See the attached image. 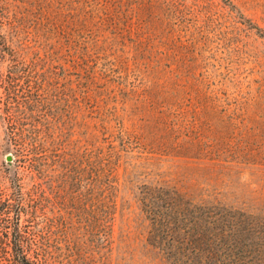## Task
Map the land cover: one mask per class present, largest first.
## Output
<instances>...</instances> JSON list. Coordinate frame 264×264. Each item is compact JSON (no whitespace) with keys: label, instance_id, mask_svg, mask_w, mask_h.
I'll use <instances>...</instances> for the list:
<instances>
[{"label":"rangeland","instance_id":"374dc122","mask_svg":"<svg viewBox=\"0 0 264 264\" xmlns=\"http://www.w3.org/2000/svg\"><path fill=\"white\" fill-rule=\"evenodd\" d=\"M14 1L22 43L46 44L28 49L75 91L45 121L67 159L44 225L56 234L60 210L72 226V264H172L193 224L264 225V0ZM97 194L114 204L100 237L82 211ZM62 249L56 264H71Z\"/></svg>","mask_w":264,"mask_h":264},{"label":"trees","instance_id":"16d2710c","mask_svg":"<svg viewBox=\"0 0 264 264\" xmlns=\"http://www.w3.org/2000/svg\"><path fill=\"white\" fill-rule=\"evenodd\" d=\"M35 1L23 0L20 11ZM15 9L14 0H0V65L5 64L6 68L0 80V157L11 155L15 159L11 166L5 164L6 192L0 183V264H56L53 250L58 245L71 253L65 261L74 257L69 262L72 264L79 258L69 232L72 226L60 210L54 224L56 234L49 223L44 225L49 207L46 204L51 205L54 193L49 173L54 165L60 169L57 175L66 172L63 166L67 159L61 155L60 144L56 145L54 133L45 121L53 118L49 112L55 100H67L75 91L68 85L67 92L57 90L58 82L67 75L58 74L61 67H55L49 52L28 49L47 48L46 44L38 38L32 44L22 43L20 28L24 17ZM33 43L37 46L32 47ZM60 71L66 73L64 69ZM104 176L100 165V176L95 181ZM96 189L98 193L103 185ZM113 209L114 204H107L105 196L98 194L91 209L82 207L88 223L100 231L99 237L110 234L105 221ZM255 218L231 216L224 219L223 228L193 224L187 232L190 251L188 245L183 246L172 264H264V225ZM38 219H44L43 225ZM54 243L57 244L53 246ZM218 247L223 248L221 253L215 250Z\"/></svg>","mask_w":264,"mask_h":264},{"label":"water","instance_id":"95a60500","mask_svg":"<svg viewBox=\"0 0 264 264\" xmlns=\"http://www.w3.org/2000/svg\"><path fill=\"white\" fill-rule=\"evenodd\" d=\"M5 161L11 166V164H12V156L11 155L6 156Z\"/></svg>","mask_w":264,"mask_h":264}]
</instances>
